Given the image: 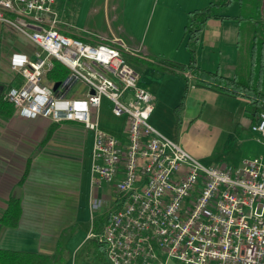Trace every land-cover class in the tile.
<instances>
[{"label": "built area", "instance_id": "2783aa9c", "mask_svg": "<svg viewBox=\"0 0 264 264\" xmlns=\"http://www.w3.org/2000/svg\"><path fill=\"white\" fill-rule=\"evenodd\" d=\"M55 2L0 0V23L36 47L32 60L10 55L22 82L3 97L21 117L93 131L91 185L102 193L90 207L111 214L88 238L103 246L109 264H264V156L233 171L202 164L150 124L153 97L138 85L120 40L61 31L69 23ZM52 61L68 70L55 89L44 82ZM103 99L124 118L123 137L99 125ZM250 129L264 144V109Z\"/></svg>", "mask_w": 264, "mask_h": 264}, {"label": "crops", "instance_id": "0c3cea01", "mask_svg": "<svg viewBox=\"0 0 264 264\" xmlns=\"http://www.w3.org/2000/svg\"><path fill=\"white\" fill-rule=\"evenodd\" d=\"M210 1L76 0L72 16L76 22L68 19L71 12L67 0L61 7L54 4L61 20L69 23L61 25V31L67 29L68 34L78 37L90 31L120 40L128 50L124 53L129 58L126 61L138 73V85L153 97L150 124L198 160L224 130L223 116L228 117L230 127L232 110L240 109L250 117L245 123L248 129L256 119L250 99L201 86L185 90L179 75L163 68L165 61L188 63L190 54L183 34L187 13ZM218 14L222 18L208 19L198 34L195 63L204 71L232 78L244 55L245 30L238 20L237 2ZM261 17L264 20V0ZM35 50L21 33L0 23L1 98L8 88L22 82V77L10 69V55L22 54L32 60ZM44 82L51 83L46 74ZM76 89L85 91L86 87L77 83ZM9 111L0 112V216L11 200H16L19 214L15 226L0 225V249L52 258L60 239L65 246L63 264H76L70 263L71 258L88 235L73 250L68 242L80 223L89 224L98 216L90 205L102 193L91 185L94 133L77 122L21 117L10 106ZM97 119L103 129L124 136V118L114 117L105 99ZM260 143L258 152L264 153V144Z\"/></svg>", "mask_w": 264, "mask_h": 264}, {"label": "trees", "instance_id": "16d2710c", "mask_svg": "<svg viewBox=\"0 0 264 264\" xmlns=\"http://www.w3.org/2000/svg\"><path fill=\"white\" fill-rule=\"evenodd\" d=\"M237 2L239 5L238 20L244 27V55L239 59L232 78H226L218 72H208L200 69L195 63V49L198 34L210 18H222L218 12ZM263 0H211L207 5L187 13L184 25L186 48L190 54L187 64L165 61V70L176 73L184 81L185 90L188 86H201L218 93L230 96H242L250 99L255 112L263 110L264 106V20L261 17ZM125 58V54H124ZM68 70L57 61L46 72V79L58 82L65 78ZM188 76H187V75ZM9 104L0 96V112L9 114ZM19 207L16 200H11L0 216V225L15 226ZM111 212H104L93 220L97 227L94 234L101 231L108 221ZM56 255L47 257L39 253L12 251L0 249V264H63L65 246L58 239L55 243ZM78 264H109L105 258L103 246L93 237L87 238L74 254V262ZM77 264V263H76Z\"/></svg>", "mask_w": 264, "mask_h": 264}, {"label": "rangeland", "instance_id": "374dc122", "mask_svg": "<svg viewBox=\"0 0 264 264\" xmlns=\"http://www.w3.org/2000/svg\"><path fill=\"white\" fill-rule=\"evenodd\" d=\"M65 0H56V6H64ZM69 5L70 20H74L75 16V3L76 0H67ZM74 16V17H72ZM75 21V20H74ZM76 22V21H75ZM125 59H129L125 55ZM252 109V108H251ZM264 109V106H263ZM232 116L234 117L233 124L229 127L228 117L223 116L222 119L224 125V130L221 131L216 139H212V142L205 149V156L199 161L204 165H214V166H224L227 170L233 171L234 168L238 167L242 160L244 159H254L258 158L263 152H258L261 147V139L259 136L252 132L251 129L245 126V123H249L250 117L246 116L245 113H241L240 109L237 111L232 110ZM241 116L243 118H241ZM230 118V117H229ZM240 119L242 122L238 124ZM231 132V133H230ZM241 132V133H239ZM105 207V206H103ZM96 216V215H95ZM96 223V217L93 219ZM92 220V221H93ZM92 221L88 223H80L77 226V231L70 237L68 242V247L70 250L75 248V245L80 242V240L90 233H95L97 227H93ZM74 262V257L71 258ZM78 264V261H76ZM165 264H180L176 260H167Z\"/></svg>", "mask_w": 264, "mask_h": 264}, {"label": "water", "instance_id": "95a60500", "mask_svg": "<svg viewBox=\"0 0 264 264\" xmlns=\"http://www.w3.org/2000/svg\"><path fill=\"white\" fill-rule=\"evenodd\" d=\"M58 85V82H55L54 84H53V89H55L56 88V86ZM2 90V86H0V91ZM16 191L18 192V189H16Z\"/></svg>", "mask_w": 264, "mask_h": 264}]
</instances>
